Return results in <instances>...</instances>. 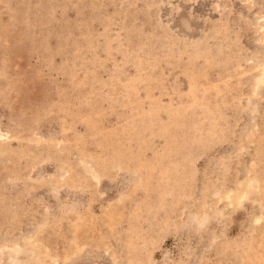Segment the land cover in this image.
Wrapping results in <instances>:
<instances>
[{
    "label": "rangeland",
    "instance_id": "rangeland-1",
    "mask_svg": "<svg viewBox=\"0 0 264 264\" xmlns=\"http://www.w3.org/2000/svg\"><path fill=\"white\" fill-rule=\"evenodd\" d=\"M0 264H264V0H0Z\"/></svg>",
    "mask_w": 264,
    "mask_h": 264
}]
</instances>
